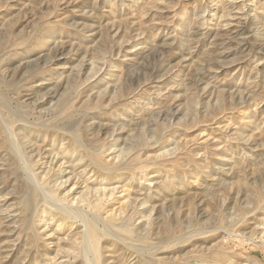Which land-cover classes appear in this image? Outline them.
<instances>
[{"label": "rangeland", "instance_id": "obj_1", "mask_svg": "<svg viewBox=\"0 0 264 264\" xmlns=\"http://www.w3.org/2000/svg\"><path fill=\"white\" fill-rule=\"evenodd\" d=\"M0 264H264V0H0Z\"/></svg>", "mask_w": 264, "mask_h": 264}, {"label": "bare ground", "instance_id": "obj_2", "mask_svg": "<svg viewBox=\"0 0 264 264\" xmlns=\"http://www.w3.org/2000/svg\"><path fill=\"white\" fill-rule=\"evenodd\" d=\"M44 199H45V198H44ZM42 201H43V200H42ZM47 204H48V203H47ZM53 205H54V204H53ZM65 211H66V210H65ZM71 211H72V210H71ZM67 212H68V211H67ZM68 213H69V212H68ZM70 213H71V212H70ZM70 213H69V214H70ZM72 213H73V212H72ZM72 213H71V214H72ZM77 214H78V213H77ZM73 215H74V214H73ZM68 216H69V215H68ZM71 216H72V215H71ZM69 217H70V216H69ZM83 218H84V217H83ZM77 219H78V218H77ZM84 219H85V218H84ZM95 220H96V219H95ZM97 220H98V219H97ZM90 222H91V221H90ZM87 223H88V222H87ZM92 223H93V222H91V224H92ZM91 224H90V226H91ZM87 226H89V225H86V227H87ZM106 226H107V225H106ZM84 227H85V226H84ZM97 228H98V227H97ZM108 228H109V227H108ZM84 230H85V229H84ZM99 230H100V229H99ZM99 230H98V232H99ZM96 231H97V230H96ZM103 231H104V230H103ZM108 231H109V230H108ZM100 232H102V231H100ZM104 233H105V232H104ZM107 233H109V232H107ZM84 235H85V234H84ZM84 235H83V236H84ZM87 239H88V238H87ZM87 244H88V243H87ZM82 247H83V246H82ZM86 247H87V246H86ZM90 248H91V247H90ZM81 250H82V249H81ZM83 250H84V249H83ZM89 253H91V251H90ZM89 253H88V255H89ZM93 260H94V259H93ZM85 261H86V260H85ZM91 261H92V260H91Z\"/></svg>", "mask_w": 264, "mask_h": 264}]
</instances>
